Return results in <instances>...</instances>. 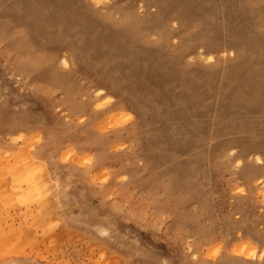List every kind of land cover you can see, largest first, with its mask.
<instances>
[{"label":"rangeland","instance_id":"obj_1","mask_svg":"<svg viewBox=\"0 0 264 264\" xmlns=\"http://www.w3.org/2000/svg\"><path fill=\"white\" fill-rule=\"evenodd\" d=\"M0 264H264V0H0Z\"/></svg>","mask_w":264,"mask_h":264},{"label":"bare ground","instance_id":"obj_2","mask_svg":"<svg viewBox=\"0 0 264 264\" xmlns=\"http://www.w3.org/2000/svg\"><path fill=\"white\" fill-rule=\"evenodd\" d=\"M14 174H15L16 181L19 182L18 184L22 182L26 184V190H25L26 196L24 197V199L29 198L34 192V184L30 182V177L28 174V167L20 166L16 170H14Z\"/></svg>","mask_w":264,"mask_h":264}]
</instances>
